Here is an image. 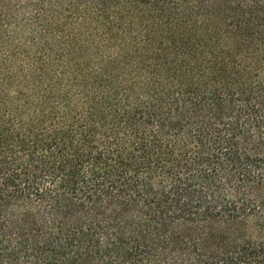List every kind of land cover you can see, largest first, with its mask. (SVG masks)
<instances>
[{"label": "trees", "instance_id": "obj_1", "mask_svg": "<svg viewBox=\"0 0 264 264\" xmlns=\"http://www.w3.org/2000/svg\"><path fill=\"white\" fill-rule=\"evenodd\" d=\"M0 264H264V0H0Z\"/></svg>", "mask_w": 264, "mask_h": 264}]
</instances>
